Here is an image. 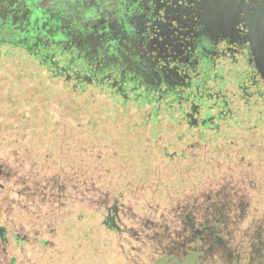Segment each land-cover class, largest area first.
Segmentation results:
<instances>
[{
	"label": "rangeland",
	"instance_id": "rangeland-1",
	"mask_svg": "<svg viewBox=\"0 0 264 264\" xmlns=\"http://www.w3.org/2000/svg\"><path fill=\"white\" fill-rule=\"evenodd\" d=\"M7 21L32 32L59 23L32 9ZM3 77L0 264H264L263 138L177 146L182 127L159 122L154 135L138 111L106 105L85 120L75 103ZM115 199L119 230L103 223Z\"/></svg>",
	"mask_w": 264,
	"mask_h": 264
},
{
	"label": "flooded vegetation",
	"instance_id": "flooded-vegetation-1",
	"mask_svg": "<svg viewBox=\"0 0 264 264\" xmlns=\"http://www.w3.org/2000/svg\"><path fill=\"white\" fill-rule=\"evenodd\" d=\"M197 2L203 5L197 11L216 20L215 36L192 15V0H0V27L16 10L55 16L57 25H37L45 41L64 51L66 70L95 76L125 98L155 94L159 106L177 113L160 120L182 127L177 146L218 140L236 148L264 140V56L258 52L264 0ZM85 42L95 50L89 65L84 60L93 52L86 53ZM113 204L116 212L108 207L105 217L113 216L114 224L106 226L119 230L118 200ZM3 233L0 227L2 244ZM15 237L16 246L24 242ZM182 264L195 263L190 257Z\"/></svg>",
	"mask_w": 264,
	"mask_h": 264
},
{
	"label": "trees",
	"instance_id": "trees-1",
	"mask_svg": "<svg viewBox=\"0 0 264 264\" xmlns=\"http://www.w3.org/2000/svg\"><path fill=\"white\" fill-rule=\"evenodd\" d=\"M39 30L29 31L15 22H8L0 27V66L3 68L0 75H3L5 80L16 82L21 88L34 89L36 91L34 96L44 97L49 104L75 103L88 112L89 115L83 116L85 120H89L90 117L95 119V115L90 112H95L97 107L101 108L104 105L125 112L138 111L141 115L139 122L146 123L150 131L158 135L155 127L160 119L169 118L170 115L173 119L177 118L176 112L168 111L167 106H159L155 94H141L135 99L125 98L120 93L113 92L106 82H95V76H76L68 72L64 67L66 61L63 59L64 51L45 41L41 35L42 28L41 32ZM86 51L93 52L84 60V64L87 61L89 65L93 63L95 50L86 45ZM13 61H16L19 79H15L10 68L6 67L7 63Z\"/></svg>",
	"mask_w": 264,
	"mask_h": 264
},
{
	"label": "snow or ice",
	"instance_id": "snow-or-ice-1",
	"mask_svg": "<svg viewBox=\"0 0 264 264\" xmlns=\"http://www.w3.org/2000/svg\"><path fill=\"white\" fill-rule=\"evenodd\" d=\"M192 3L195 5L193 9L192 15L194 17H198L199 22L206 26L207 31L211 35H216L219 33V27L217 25L216 20L211 16L204 12H199L196 9H200L203 7L202 4L198 3L197 0H192ZM260 47H259V55L264 56V34L259 37Z\"/></svg>",
	"mask_w": 264,
	"mask_h": 264
},
{
	"label": "water",
	"instance_id": "water-1",
	"mask_svg": "<svg viewBox=\"0 0 264 264\" xmlns=\"http://www.w3.org/2000/svg\"><path fill=\"white\" fill-rule=\"evenodd\" d=\"M112 208V210H113V212H116V209H117V206H116V204H113V205H111L110 206V208L109 209H111ZM108 214H109V211H108ZM113 216H107V217H105V220L103 221V223L105 224V225H107V224H109V223H111L112 225L114 224L113 223Z\"/></svg>",
	"mask_w": 264,
	"mask_h": 264
}]
</instances>
